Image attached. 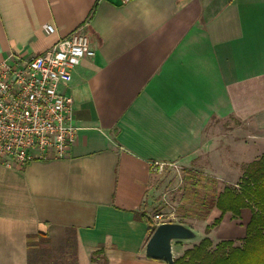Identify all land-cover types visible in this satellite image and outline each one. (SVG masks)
Listing matches in <instances>:
<instances>
[{
	"label": "crops",
	"instance_id": "0c3cea01",
	"mask_svg": "<svg viewBox=\"0 0 264 264\" xmlns=\"http://www.w3.org/2000/svg\"><path fill=\"white\" fill-rule=\"evenodd\" d=\"M84 22L95 55L58 88L74 142L61 159L0 167V264H27L39 234L63 247L68 230L77 264H168L148 252L162 225L146 212L153 171H200L219 194L264 155V0H0V63L29 61ZM220 214L177 225L172 260L206 238L241 245L250 209L206 234Z\"/></svg>",
	"mask_w": 264,
	"mask_h": 264
},
{
	"label": "built area",
	"instance_id": "2783aa9c",
	"mask_svg": "<svg viewBox=\"0 0 264 264\" xmlns=\"http://www.w3.org/2000/svg\"><path fill=\"white\" fill-rule=\"evenodd\" d=\"M127 4L131 0H120ZM87 23L29 61L12 56L0 63V167L24 168L48 152L63 158L75 139L71 98L58 92L71 80L72 70L95 52ZM55 32L53 26L44 28ZM161 224L160 215L154 217Z\"/></svg>",
	"mask_w": 264,
	"mask_h": 264
},
{
	"label": "trees",
	"instance_id": "16d2710c",
	"mask_svg": "<svg viewBox=\"0 0 264 264\" xmlns=\"http://www.w3.org/2000/svg\"><path fill=\"white\" fill-rule=\"evenodd\" d=\"M237 185L225 186L219 194L203 198L198 218H205L213 208L220 211V217L205 228L207 234L226 213L236 219L242 209H250L252 215L241 245L222 241L212 250V243L206 238L173 264H264V155L249 166ZM140 217L150 224L145 216ZM151 225L154 231L156 226ZM26 246L27 264H77L75 235L71 230L66 232L63 247L51 246L47 236L41 234L29 237Z\"/></svg>",
	"mask_w": 264,
	"mask_h": 264
},
{
	"label": "rangeland",
	"instance_id": "374dc122",
	"mask_svg": "<svg viewBox=\"0 0 264 264\" xmlns=\"http://www.w3.org/2000/svg\"><path fill=\"white\" fill-rule=\"evenodd\" d=\"M150 186L146 212L160 215L166 223L184 227L201 221L198 213L203 198L217 195L219 188L213 177L175 166L154 170Z\"/></svg>",
	"mask_w": 264,
	"mask_h": 264
},
{
	"label": "water",
	"instance_id": "95a60500",
	"mask_svg": "<svg viewBox=\"0 0 264 264\" xmlns=\"http://www.w3.org/2000/svg\"><path fill=\"white\" fill-rule=\"evenodd\" d=\"M184 236V230L181 227L162 224L155 228L149 243L148 252L152 256H164L168 264H173L170 254L169 240L181 238Z\"/></svg>",
	"mask_w": 264,
	"mask_h": 264
}]
</instances>
